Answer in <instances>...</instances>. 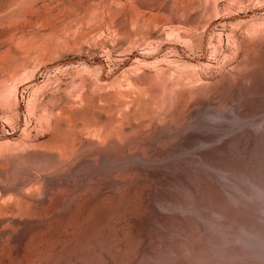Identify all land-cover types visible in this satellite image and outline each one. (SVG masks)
I'll list each match as a JSON object with an SVG mask.
<instances>
[{"label": "rangeland", "instance_id": "1", "mask_svg": "<svg viewBox=\"0 0 264 264\" xmlns=\"http://www.w3.org/2000/svg\"><path fill=\"white\" fill-rule=\"evenodd\" d=\"M0 264H264V0H0Z\"/></svg>", "mask_w": 264, "mask_h": 264}, {"label": "bare ground", "instance_id": "2", "mask_svg": "<svg viewBox=\"0 0 264 264\" xmlns=\"http://www.w3.org/2000/svg\"><path fill=\"white\" fill-rule=\"evenodd\" d=\"M248 79V78H247Z\"/></svg>", "mask_w": 264, "mask_h": 264}]
</instances>
